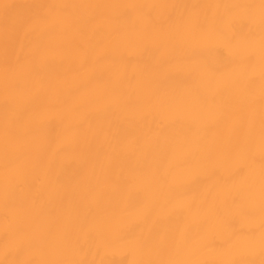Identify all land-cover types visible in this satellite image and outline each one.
Segmentation results:
<instances>
[{"label": "bare ground", "instance_id": "6f19581e", "mask_svg": "<svg viewBox=\"0 0 264 264\" xmlns=\"http://www.w3.org/2000/svg\"><path fill=\"white\" fill-rule=\"evenodd\" d=\"M0 264H264V0H0Z\"/></svg>", "mask_w": 264, "mask_h": 264}]
</instances>
